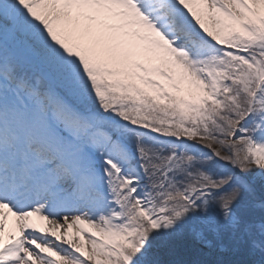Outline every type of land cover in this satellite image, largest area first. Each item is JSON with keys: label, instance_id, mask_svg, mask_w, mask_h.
<instances>
[{"label": "snow or ice", "instance_id": "obj_1", "mask_svg": "<svg viewBox=\"0 0 264 264\" xmlns=\"http://www.w3.org/2000/svg\"><path fill=\"white\" fill-rule=\"evenodd\" d=\"M0 264H264V0H0Z\"/></svg>", "mask_w": 264, "mask_h": 264}, {"label": "bare ground", "instance_id": "obj_2", "mask_svg": "<svg viewBox=\"0 0 264 264\" xmlns=\"http://www.w3.org/2000/svg\"><path fill=\"white\" fill-rule=\"evenodd\" d=\"M4 212L7 213V210H4ZM32 220H33V223H36L38 226H42L45 229H50L53 227L52 225H49L47 221H40L37 217H33ZM81 227L82 226L80 225H75L71 229V232H68L67 226L65 225L64 228L59 230V234L62 236L70 235L76 242H80V240L83 238L84 243H85V249L87 251H90L91 250L90 239L92 238L90 235V231L87 230V226H83L85 231L81 235H78L77 233L80 231ZM15 231H16L15 217L9 215L6 221V225H5L6 235L8 233H12Z\"/></svg>", "mask_w": 264, "mask_h": 264}]
</instances>
